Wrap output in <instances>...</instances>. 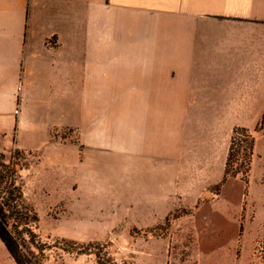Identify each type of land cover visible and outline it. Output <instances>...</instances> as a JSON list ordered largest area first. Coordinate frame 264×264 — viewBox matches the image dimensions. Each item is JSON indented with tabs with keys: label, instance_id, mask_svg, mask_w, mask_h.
<instances>
[{
	"label": "rangeland",
	"instance_id": "1",
	"mask_svg": "<svg viewBox=\"0 0 264 264\" xmlns=\"http://www.w3.org/2000/svg\"><path fill=\"white\" fill-rule=\"evenodd\" d=\"M86 11L56 9L63 44L37 46H114ZM14 91L0 153L43 264H264V104L114 103L89 76ZM0 264H15L1 241Z\"/></svg>",
	"mask_w": 264,
	"mask_h": 264
},
{
	"label": "crops",
	"instance_id": "2",
	"mask_svg": "<svg viewBox=\"0 0 264 264\" xmlns=\"http://www.w3.org/2000/svg\"><path fill=\"white\" fill-rule=\"evenodd\" d=\"M56 9H89L114 46L40 49V34L63 44ZM88 76L114 103L264 104V0H0V97Z\"/></svg>",
	"mask_w": 264,
	"mask_h": 264
},
{
	"label": "trees",
	"instance_id": "3",
	"mask_svg": "<svg viewBox=\"0 0 264 264\" xmlns=\"http://www.w3.org/2000/svg\"><path fill=\"white\" fill-rule=\"evenodd\" d=\"M264 127V114L261 118ZM22 192L17 184L16 171L5 162L0 153V241L14 260L15 264H43L44 248L35 242V234L30 227V216L23 211ZM29 235V243L35 254L26 246L23 235Z\"/></svg>",
	"mask_w": 264,
	"mask_h": 264
}]
</instances>
